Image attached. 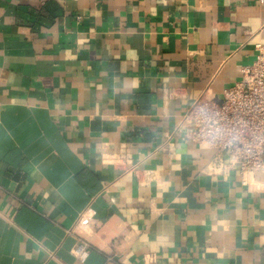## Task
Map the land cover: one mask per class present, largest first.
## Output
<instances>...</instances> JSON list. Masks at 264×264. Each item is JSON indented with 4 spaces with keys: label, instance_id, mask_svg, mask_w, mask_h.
<instances>
[{
    "label": "crops",
    "instance_id": "obj_1",
    "mask_svg": "<svg viewBox=\"0 0 264 264\" xmlns=\"http://www.w3.org/2000/svg\"><path fill=\"white\" fill-rule=\"evenodd\" d=\"M259 46L258 0H0V264H264V171L183 139Z\"/></svg>",
    "mask_w": 264,
    "mask_h": 264
},
{
    "label": "built area",
    "instance_id": "obj_2",
    "mask_svg": "<svg viewBox=\"0 0 264 264\" xmlns=\"http://www.w3.org/2000/svg\"><path fill=\"white\" fill-rule=\"evenodd\" d=\"M258 51L254 63L240 69L241 79L223 91L221 100L204 94L184 115L183 139L215 149L218 160L228 157L242 175L264 171V49L259 46ZM89 248L82 242L73 254L84 261Z\"/></svg>",
    "mask_w": 264,
    "mask_h": 264
}]
</instances>
